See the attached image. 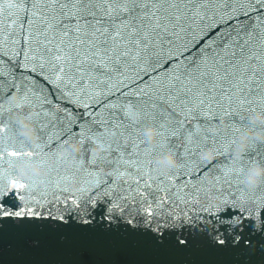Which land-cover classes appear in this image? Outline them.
Listing matches in <instances>:
<instances>
[{"label": "snow or ice", "instance_id": "obj_1", "mask_svg": "<svg viewBox=\"0 0 264 264\" xmlns=\"http://www.w3.org/2000/svg\"><path fill=\"white\" fill-rule=\"evenodd\" d=\"M258 111L264 0H0V264H264Z\"/></svg>", "mask_w": 264, "mask_h": 264}, {"label": "clouds", "instance_id": "obj_2", "mask_svg": "<svg viewBox=\"0 0 264 264\" xmlns=\"http://www.w3.org/2000/svg\"><path fill=\"white\" fill-rule=\"evenodd\" d=\"M15 98L19 99V92H16L13 94ZM35 111V110H34ZM251 118L254 120H262L264 121V112H255L251 114ZM24 127L22 131L28 135L31 136L34 140L38 138V134L36 131V125L33 121H31L27 115L22 117ZM146 131L148 133L149 138L151 141L155 142L157 139V133L158 129L155 126V124H149L146 128ZM252 135H261L264 136V130L262 131H256L255 129H248L241 135V143L236 146L234 149L237 153L243 152L244 148L246 147L249 138ZM82 147V141L80 140H74L71 144V148L73 150L79 151ZM106 148V145L104 143H97L96 149L97 151H103ZM204 155L208 158H214L216 153L214 148L210 147L205 150ZM157 160V167L163 168L164 170L169 169L173 165H179L180 160L179 157L176 155L175 151L172 149H169L168 151L159 154L156 157ZM22 174L25 176H28L29 178L33 177L36 173H46L48 171L47 168H45L42 164L38 162H24L19 165ZM261 180H264V163H258L253 165L249 169L248 177L246 180V183L249 185L255 184L260 182ZM43 183H47V181H42ZM72 183L78 184L79 181L73 180Z\"/></svg>", "mask_w": 264, "mask_h": 264}]
</instances>
